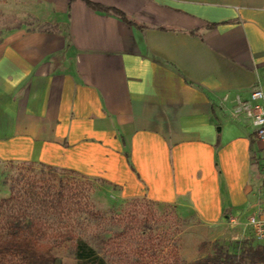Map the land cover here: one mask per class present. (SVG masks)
Masks as SVG:
<instances>
[{
  "label": "crops",
  "instance_id": "1",
  "mask_svg": "<svg viewBox=\"0 0 264 264\" xmlns=\"http://www.w3.org/2000/svg\"><path fill=\"white\" fill-rule=\"evenodd\" d=\"M0 19L19 22L0 32L1 163L101 179L211 241L252 239L264 147L234 110L264 94V0H0Z\"/></svg>",
  "mask_w": 264,
  "mask_h": 264
},
{
  "label": "trees",
  "instance_id": "2",
  "mask_svg": "<svg viewBox=\"0 0 264 264\" xmlns=\"http://www.w3.org/2000/svg\"><path fill=\"white\" fill-rule=\"evenodd\" d=\"M112 12L131 24L122 13ZM16 168L9 195L0 198V264H55L52 251L64 244L75 264H264V242L253 237L238 240L234 247L219 240L201 241V255L186 261L177 246L180 219L175 212L169 221L153 209L159 204L134 198L107 219L90 206L88 178L43 164L21 163ZM81 215L109 221L117 229L98 237L95 248L76 236L72 224ZM51 217L59 226L48 221ZM163 223L171 225L163 228Z\"/></svg>",
  "mask_w": 264,
  "mask_h": 264
},
{
  "label": "rangeland",
  "instance_id": "3",
  "mask_svg": "<svg viewBox=\"0 0 264 264\" xmlns=\"http://www.w3.org/2000/svg\"><path fill=\"white\" fill-rule=\"evenodd\" d=\"M17 23H19L17 20L10 19L4 21L0 19V32L13 26H17ZM13 165L14 166L0 162V198L7 197L9 195V184L18 171L16 167L19 163H15ZM87 184L89 186L88 201L91 208L94 211L101 213L105 218L109 219V216L113 215L112 213H119L120 208L124 207L126 201H119L117 198V191L109 184L103 182V180L88 178ZM153 209L159 217L165 215L168 219L170 214H174V212L179 217L180 226L177 230L176 239L178 240L177 246L179 248V253L184 260L191 261L201 255L197 250L199 242H212L208 235L209 231L199 228L197 226L198 223L195 221L193 216H189L187 218L180 217L177 210L175 211V208L171 206L157 205L153 207ZM232 217L236 219L237 215L235 216L232 214ZM168 220L170 221V219ZM48 221L52 225L54 224V226H59V221L54 217L49 218ZM107 222L90 220L85 215H81L80 217L74 219L72 225H74L77 237L82 238L88 244L97 248L98 237H102L117 229ZM163 224V228L171 225L168 223ZM219 241L223 242L228 247H234V245L236 246L238 244L236 243L238 240L223 239ZM52 254L56 258L55 264H75L68 244H64L63 246L54 249Z\"/></svg>",
  "mask_w": 264,
  "mask_h": 264
},
{
  "label": "built area",
  "instance_id": "4",
  "mask_svg": "<svg viewBox=\"0 0 264 264\" xmlns=\"http://www.w3.org/2000/svg\"><path fill=\"white\" fill-rule=\"evenodd\" d=\"M262 98L264 94L258 88L253 89L248 101L236 100L234 114L235 116L243 114L254 130L255 140L264 147V106L258 103ZM227 224L233 227L237 220L229 216ZM245 224L251 229L255 241L264 242V195L257 199L254 211L247 216Z\"/></svg>",
  "mask_w": 264,
  "mask_h": 264
}]
</instances>
